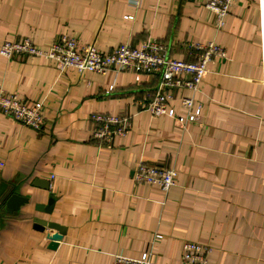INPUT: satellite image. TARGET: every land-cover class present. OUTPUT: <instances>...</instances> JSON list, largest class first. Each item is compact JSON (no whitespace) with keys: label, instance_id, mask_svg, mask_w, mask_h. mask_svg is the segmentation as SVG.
Returning a JSON list of instances; mask_svg holds the SVG:
<instances>
[{"label":"crops","instance_id":"crops-1","mask_svg":"<svg viewBox=\"0 0 264 264\" xmlns=\"http://www.w3.org/2000/svg\"><path fill=\"white\" fill-rule=\"evenodd\" d=\"M206 1L0 0V44L45 47L67 35L106 54L155 39L187 62L196 44L223 49L187 124L144 110L156 75H80L43 57L0 56V89L45 107L39 130L0 112V196L28 199L0 209V264H113L143 253L153 264H186L188 240L207 248L205 264H264V0H236L220 20ZM168 112L186 114L176 98ZM95 113L129 116L131 128L105 143L92 136ZM139 162L174 168L175 184L163 193L136 183ZM34 218L63 227L54 248L56 231L35 230Z\"/></svg>","mask_w":264,"mask_h":264},{"label":"built area","instance_id":"built-area-1","mask_svg":"<svg viewBox=\"0 0 264 264\" xmlns=\"http://www.w3.org/2000/svg\"><path fill=\"white\" fill-rule=\"evenodd\" d=\"M236 0H207L205 7L219 20L231 12ZM125 19H132L131 15ZM198 57L194 62L172 58L164 45L155 39H146L138 47L128 43L117 46L109 53H102L94 43H83L76 38L63 35L45 47L34 44L28 38L5 40L0 44V56L11 58L15 55L43 57L49 59L59 71L73 69L80 75L95 73L107 75L121 71L146 73L159 77L158 87L152 100L144 104L152 118L171 117L182 124L193 123L199 110L193 111L195 95L209 73L212 58L223 54L217 43L196 44ZM186 90L188 95H176L174 91ZM177 99L185 116L172 115L168 106ZM0 112L32 130H39L45 119V107L41 101L30 105L13 93L0 89ZM91 119L96 123L92 136L110 143L115 136L124 135L131 128L129 116L95 113ZM176 170L139 162L134 170V181L156 187L167 193L175 184ZM159 235H156L157 238ZM207 248L196 241H184L180 260L186 264H205ZM113 264H153L149 255L143 253L138 258L125 255L114 256Z\"/></svg>","mask_w":264,"mask_h":264},{"label":"water","instance_id":"water-1","mask_svg":"<svg viewBox=\"0 0 264 264\" xmlns=\"http://www.w3.org/2000/svg\"><path fill=\"white\" fill-rule=\"evenodd\" d=\"M43 184L42 182H39V186L41 188L47 189V185ZM3 187V184L0 186V189ZM27 198L22 197L18 194L15 193H4L2 196H0V209L1 207L5 208L6 212H14L17 211L19 209L20 206H22L23 204L27 203ZM48 207L44 209V211L46 213H49L50 210L52 209V205H53V199H50L48 201ZM39 210V208H36ZM33 228L37 231H42L43 228H48V229H53L56 231V233H54L53 235H51L50 240H51V246L52 248H54L57 244V242L60 240L62 234H63V227H61L60 225H57L56 223H52V222H47L45 220H41L38 218H34L33 219Z\"/></svg>","mask_w":264,"mask_h":264}]
</instances>
